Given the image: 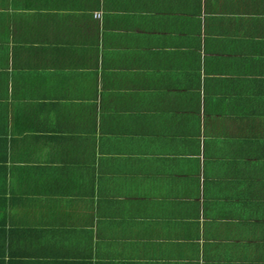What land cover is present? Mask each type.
<instances>
[{
	"label": "crops",
	"instance_id": "crops-1",
	"mask_svg": "<svg viewBox=\"0 0 264 264\" xmlns=\"http://www.w3.org/2000/svg\"><path fill=\"white\" fill-rule=\"evenodd\" d=\"M0 264H264V0H0Z\"/></svg>",
	"mask_w": 264,
	"mask_h": 264
},
{
	"label": "built area",
	"instance_id": "built-area-1",
	"mask_svg": "<svg viewBox=\"0 0 264 264\" xmlns=\"http://www.w3.org/2000/svg\"><path fill=\"white\" fill-rule=\"evenodd\" d=\"M94 14H95L96 17H100L101 16V11H95Z\"/></svg>",
	"mask_w": 264,
	"mask_h": 264
}]
</instances>
